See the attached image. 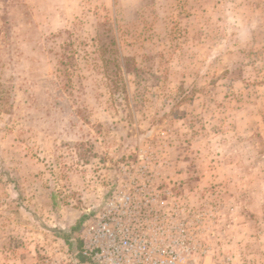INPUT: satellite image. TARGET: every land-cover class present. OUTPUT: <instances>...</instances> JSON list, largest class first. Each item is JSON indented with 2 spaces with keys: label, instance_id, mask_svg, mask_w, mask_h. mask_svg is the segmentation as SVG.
I'll return each mask as SVG.
<instances>
[{
  "label": "rangeland",
  "instance_id": "obj_1",
  "mask_svg": "<svg viewBox=\"0 0 264 264\" xmlns=\"http://www.w3.org/2000/svg\"><path fill=\"white\" fill-rule=\"evenodd\" d=\"M145 179L176 264H264V0H0V264Z\"/></svg>",
  "mask_w": 264,
  "mask_h": 264
},
{
  "label": "built area",
  "instance_id": "obj_2",
  "mask_svg": "<svg viewBox=\"0 0 264 264\" xmlns=\"http://www.w3.org/2000/svg\"><path fill=\"white\" fill-rule=\"evenodd\" d=\"M139 187L145 190L141 198L129 189L113 192L104 210L90 220L80 234L78 264H176L179 249L166 248L161 227L148 225L158 214L141 207L161 200L148 180Z\"/></svg>",
  "mask_w": 264,
  "mask_h": 264
},
{
  "label": "trees",
  "instance_id": "obj_3",
  "mask_svg": "<svg viewBox=\"0 0 264 264\" xmlns=\"http://www.w3.org/2000/svg\"><path fill=\"white\" fill-rule=\"evenodd\" d=\"M64 58H62V60L60 61V64H61V66H63V70L62 71H65V73H64V75H65V74H67L66 71L69 70L70 67L73 68V66H71L73 58H72V56H67V55H65ZM113 83L117 84V80H113ZM119 89H120L119 85L118 86L116 85L114 87L115 91H118ZM121 91H122V88H121V90L119 92H121Z\"/></svg>",
  "mask_w": 264,
  "mask_h": 264
}]
</instances>
